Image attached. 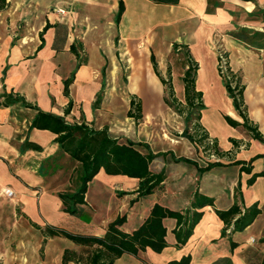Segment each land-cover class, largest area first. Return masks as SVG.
<instances>
[{
  "label": "crops",
  "instance_id": "crops-1",
  "mask_svg": "<svg viewBox=\"0 0 264 264\" xmlns=\"http://www.w3.org/2000/svg\"><path fill=\"white\" fill-rule=\"evenodd\" d=\"M119 1L123 3V13L115 24ZM57 8L65 9L67 14L59 15ZM105 16H112L116 31L112 41L102 35L100 24ZM83 27H87L86 33L77 37ZM156 28L178 32L183 46L191 47L189 60L197 67L195 90L202 94L204 106L199 111V124L223 154L215 160L219 165L204 170L206 164L199 160V147L187 139L165 135L161 147L156 149L145 140H130L147 144L153 154H163L149 167L152 173L165 175L161 185L152 194L138 197V180L110 176L100 170L88 184L79 215L65 213L57 194L75 190L72 177L76 183L80 180V165L61 154L55 134L32 128V120L38 112L49 113L70 125L82 124L96 131L106 128L108 135L116 138L110 134L109 124L115 122L112 114L120 107L116 86L118 57L125 47L139 46V37ZM251 29L260 31L263 38L253 49L242 36ZM212 40L220 42L227 52L230 70L242 88L248 124L264 135V0H179L176 5L149 0H6V7L0 11V95L12 93L21 100L0 106V202L17 211L13 233L16 255L22 264H62L65 250L77 256L92 250L61 237L45 239L41 230L46 225L101 237L110 222L125 216L121 230L131 233L145 221L155 204L183 212L191 208L195 194L211 198L213 206L197 209L203 215L184 245L176 243V221L167 218L163 220L167 246L160 253L146 249L136 256L124 254L113 264H168L187 256L189 264H261L264 177L256 178L251 186H247V180L252 174L264 172V144L253 139L241 125L233 128L226 123L225 116L239 124L243 120L219 75ZM79 60L82 62L75 69ZM137 65L134 63L135 69ZM187 69L188 66L183 70L182 80ZM147 71L157 98L156 106H141L142 119L153 120L167 115L164 106H159L165 87L152 65ZM157 71L165 80V70L157 65ZM72 74L65 96L64 81ZM181 86L184 92L183 82ZM218 90L222 93L218 101L208 104L203 100L206 94ZM98 95L100 102L94 108ZM132 99L125 104L127 113ZM210 116L214 123L207 121ZM126 119L130 121L128 126L135 125L133 118ZM172 121L180 127L175 118ZM25 143L39 149L24 148ZM168 157L176 166L173 170V166L162 162L161 168L153 171L159 158ZM173 157L196 165L175 162ZM241 166L251 168V173L241 172ZM68 171V179L61 182V176ZM6 188L14 192L12 198L3 195ZM235 202L241 207L257 203L261 212L243 231L221 237L224 223L215 210H227ZM104 210L106 215L102 214ZM217 239L223 241L220 245L225 249L220 254H215L217 246L212 243ZM231 242L235 247H231Z\"/></svg>",
  "mask_w": 264,
  "mask_h": 264
},
{
  "label": "trees",
  "instance_id": "trees-1",
  "mask_svg": "<svg viewBox=\"0 0 264 264\" xmlns=\"http://www.w3.org/2000/svg\"><path fill=\"white\" fill-rule=\"evenodd\" d=\"M154 4L162 5H176L179 0H149ZM6 7V0H0V11ZM123 13V3L119 1L118 10L115 15L114 22L118 24ZM48 25L43 29L46 31ZM242 31V30H241ZM185 47V53L190 59L188 48ZM71 51L75 53L74 47ZM151 65L155 75L160 79L165 87V91L171 97L172 85L169 80L160 78L157 71V64L154 56L151 55ZM81 60L77 62V69ZM191 64L194 63L190 61ZM194 67L185 71L183 76L185 100L191 109L189 114V121L195 110H202V94L195 90V75L196 64ZM74 74L64 81V94L68 95V86L73 79ZM224 86L229 97L232 99L234 109L237 114L242 118L243 122L232 120L230 117L225 116L226 123L235 128L241 125L245 130L252 134L253 139H256L264 144V135H261L257 128L250 126L246 116V110L243 106L242 88L236 82L235 86L231 88L229 82L223 80ZM21 99L14 96L12 93L0 95V106H11ZM198 100V104L194 106V101ZM167 104L168 101L164 100ZM100 102V95L94 103V108L98 107ZM171 107V104H168ZM68 111V110H67ZM127 116L133 118L136 122L142 120V109L140 101L136 102L132 99L130 102V110ZM200 114H196L192 132L190 133L187 128L181 133V137L186 138L197 147H203L204 150L210 148L206 143L209 138L206 132L203 131L202 126L199 124ZM31 127L38 130H47L56 135L55 142L59 145L61 154L67 155L71 161L78 163L81 168L80 184L73 192L58 193L57 196L62 202L63 212L70 215H79V206L84 204V197L87 191L89 182L103 170L105 174L110 176H126L128 178L136 179L139 181L137 189V196L143 197L150 195L158 188L165 180L163 173H152L150 171L151 162L158 156L163 154H153L147 144L135 143L130 140L122 143L117 138H112L108 135L107 129L93 130L84 125H70L64 122L63 118L49 113L38 112L32 120ZM24 148H32L38 150L39 147L25 143ZM215 155L217 157L223 156L217 149V145L213 142ZM143 149L144 151H142ZM175 162H186L194 164L184 158H175ZM239 164V162H234ZM215 165L217 162L208 164L204 170H207ZM241 172L251 173V168L241 166ZM201 171V169H199ZM264 177V172L252 174L247 180V186H251L255 179ZM205 206H213L211 198L195 194L194 201L191 203V208L183 212L171 211L155 204L149 216L145 221L131 233H126L121 230V226L125 223L126 217H117L114 221L110 222L105 234L101 237L87 234L71 233L63 228L46 225L41 233L46 238L61 237L65 238L75 245L92 249L87 251L85 256H77L68 250H65L62 256V264L68 261H75L76 264H113L114 261L124 254L136 256L140 251L150 249L155 253H160L166 246L165 235L166 229L163 226L164 219H174L176 226L173 229V234L176 239L177 245H184L192 234L196 224L201 219L203 212L197 209H202ZM260 209L257 203H253L248 207H241L238 203L233 205L227 210H215L216 215L224 223V229L221 237L243 231L251 225L257 216L260 214ZM231 247L235 244L231 242ZM190 258L182 257L179 261H171L168 264H189ZM264 264V258L261 262Z\"/></svg>",
  "mask_w": 264,
  "mask_h": 264
},
{
  "label": "rangeland",
  "instance_id": "rangeland-1",
  "mask_svg": "<svg viewBox=\"0 0 264 264\" xmlns=\"http://www.w3.org/2000/svg\"><path fill=\"white\" fill-rule=\"evenodd\" d=\"M95 26L98 28L100 26L102 27V35L105 39L112 41L115 38L116 31L112 23V16H105L100 26L98 23H96ZM86 29L87 27H83L84 31H77V37H83L86 33ZM93 31L95 32V30H92V32ZM236 31L238 32L239 29ZM248 31V33H243L242 36L248 43L249 48L253 49L262 41L263 38L260 36L262 33L253 29ZM138 43L139 46L137 47H125L123 52H121L118 57V78L116 79V86H118L121 96L119 101L120 107L117 112L112 114L115 122L113 124H109L110 134L116 136V138L122 143L126 142V140H145L150 143L154 149L161 147L160 143L163 141L165 135L176 140H186V138L181 137V133L185 128H187L190 133L192 132L194 118L199 111L195 110L194 114L191 116V120L189 121L191 109L185 100V93L183 92L181 86V82H183L181 76L184 68L186 66L192 68L194 67V63L191 64L185 53L186 49L183 46V39L176 31L156 28L152 29L144 37H139ZM211 49L215 52L216 56H218V54H222L225 58H227V52L225 48L221 46L220 42L212 40ZM137 50L144 51V53H137ZM187 50L191 54V47L188 46ZM151 53L154 55L158 69L162 68L165 70V80L170 81L173 96H169L168 92L165 91L163 100H159V106H164L163 108L167 115L153 120L151 118H144L139 122L134 120L135 125L128 126V122L130 121H127L126 119L127 112L125 107L128 99L134 98L136 102L140 101L141 106H156V91L149 80V73L147 71L151 68L149 61V55ZM134 63H138L136 69L134 67ZM209 70L210 72L212 71L211 68H209ZM226 71L232 80L231 86L234 87L237 80H235V76L230 70L229 63L228 67H226ZM221 96L222 93L218 90L216 92L206 94L203 97V100L205 99L206 102L210 104V102L218 101ZM164 100H167L168 104H171V107H168L170 105H168ZM142 101L144 102V105H142ZM193 104L196 106V104H198V100H195ZM172 117L180 123L179 128L177 124H173ZM207 121H212V123H214L211 116L207 118ZM207 126H210L209 123H207ZM141 150L144 151L143 149ZM204 158L213 162L217 160V156L216 159H209L207 158L206 153L199 150L200 161L203 163L205 162L206 166L213 163L205 161ZM162 162L168 163V166H173L170 170H173V168L176 167L172 164L170 157L164 159L159 158L156 163H154L153 171H158L162 166ZM68 170H71V167ZM68 174L69 171L61 176V182L68 179ZM79 174L81 175V168ZM74 178L75 176L72 177V184H74L73 189H76V187L80 184V180L76 183ZM114 209L115 206L113 205V210ZM102 214L106 215L107 212L104 210ZM17 215L18 214L15 208L9 206L4 201L0 202V264H22L21 258L16 255L17 244L14 238L15 234L13 233V223ZM212 243H215V246H217L215 254H220L225 251V249L220 245L223 244V241L217 239Z\"/></svg>",
  "mask_w": 264,
  "mask_h": 264
},
{
  "label": "built area",
  "instance_id": "built-area-1",
  "mask_svg": "<svg viewBox=\"0 0 264 264\" xmlns=\"http://www.w3.org/2000/svg\"><path fill=\"white\" fill-rule=\"evenodd\" d=\"M56 12L61 16H65L67 14L66 10L62 9V8H57ZM226 67H228V59L225 58L222 54H218V56H217V68H218L219 75L221 76V78L223 80H225L226 82H229V84L231 86L232 80L230 79V77L227 74L228 72L226 71ZM231 88H233V86H231ZM206 143L210 146V148L207 150H204L203 147H199L200 151L206 153L207 158H209V159L216 158L214 149L211 148L213 146V141L210 138H208L206 140ZM3 195L6 196L7 198H12L14 196V192L12 190L6 188L3 190Z\"/></svg>",
  "mask_w": 264,
  "mask_h": 264
}]
</instances>
